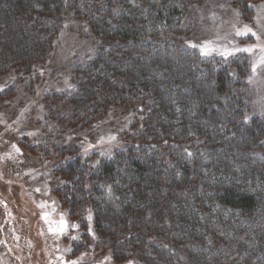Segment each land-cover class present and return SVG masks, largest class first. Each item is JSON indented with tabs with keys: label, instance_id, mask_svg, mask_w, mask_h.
Instances as JSON below:
<instances>
[{
	"label": "trees",
	"instance_id": "trees-1",
	"mask_svg": "<svg viewBox=\"0 0 264 264\" xmlns=\"http://www.w3.org/2000/svg\"><path fill=\"white\" fill-rule=\"evenodd\" d=\"M198 1L0 0V75L47 59L63 8L100 42L74 69L76 88L47 102L51 119L71 127L143 109L139 147L57 169L69 182L57 197L72 216L90 213L116 262L264 264V128L244 121L247 65L179 44ZM248 1L260 0L235 1L244 19Z\"/></svg>",
	"mask_w": 264,
	"mask_h": 264
},
{
	"label": "rangeland",
	"instance_id": "rangeland-1",
	"mask_svg": "<svg viewBox=\"0 0 264 264\" xmlns=\"http://www.w3.org/2000/svg\"><path fill=\"white\" fill-rule=\"evenodd\" d=\"M235 1L199 0L186 11L178 42L202 60L247 65L244 121L264 128V0L248 1L246 19ZM64 8L47 59L28 76L12 69L0 75V264H140L135 255L116 262L98 245L90 213L70 215L56 195L69 187L59 165L78 158L89 169L139 147L144 116L141 107L111 108L71 127L50 118L49 99L76 88L74 69L100 46Z\"/></svg>",
	"mask_w": 264,
	"mask_h": 264
},
{
	"label": "snow or ice",
	"instance_id": "snow-or-ice-1",
	"mask_svg": "<svg viewBox=\"0 0 264 264\" xmlns=\"http://www.w3.org/2000/svg\"><path fill=\"white\" fill-rule=\"evenodd\" d=\"M244 51H251V49H244Z\"/></svg>",
	"mask_w": 264,
	"mask_h": 264
}]
</instances>
